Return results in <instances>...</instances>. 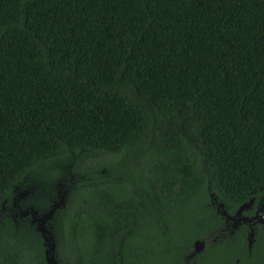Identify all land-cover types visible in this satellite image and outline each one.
Here are the masks:
<instances>
[{
	"label": "trees",
	"instance_id": "trees-1",
	"mask_svg": "<svg viewBox=\"0 0 264 264\" xmlns=\"http://www.w3.org/2000/svg\"><path fill=\"white\" fill-rule=\"evenodd\" d=\"M263 196L264 0H0V264H46L13 198L59 264H175Z\"/></svg>",
	"mask_w": 264,
	"mask_h": 264
},
{
	"label": "flooded vegetation",
	"instance_id": "flooded-vegetation-1",
	"mask_svg": "<svg viewBox=\"0 0 264 264\" xmlns=\"http://www.w3.org/2000/svg\"><path fill=\"white\" fill-rule=\"evenodd\" d=\"M217 208V206H216ZM250 211L251 214L247 215L245 212ZM242 213V217L244 218H253L252 223H241L237 224L236 228H233L234 220L225 219V227L222 231V233L219 234H213L210 235L209 241L204 242V249L196 253L193 249L188 253L181 256L182 261L175 264H196V259L199 256H202L203 264H264V196L259 199L257 203H254L252 207ZM223 212H226L223 207ZM237 212V211H236ZM235 212V214H236ZM228 215V213L226 212ZM235 214L233 216L228 215L230 217H235ZM15 220V219H14ZM48 224V226H47ZM46 227L49 228L53 234L54 241L56 243V250H55V258L58 262V253H57V242L53 233L52 227L47 222ZM39 223L37 220H33L32 222H29V226L37 233H39L41 239H42V246L44 248V258L46 262V256L45 252L47 250L45 241L43 239L42 234L39 232ZM242 225H245L247 227V249L245 252L237 251V249H232L233 245L231 244V241L233 242L236 237V234L234 233L237 231ZM253 231V237L249 238V234L251 229ZM203 242V241H202ZM218 242L221 244L223 249H207L208 247H217ZM209 243V244H208ZM151 253V251L149 252ZM242 254H244V258H242ZM244 259V260H243ZM243 261V262H241ZM163 264L162 262H160ZM47 264V262H46ZM59 264V262H58ZM174 264V263H173Z\"/></svg>",
	"mask_w": 264,
	"mask_h": 264
},
{
	"label": "rangeland",
	"instance_id": "rangeland-1",
	"mask_svg": "<svg viewBox=\"0 0 264 264\" xmlns=\"http://www.w3.org/2000/svg\"><path fill=\"white\" fill-rule=\"evenodd\" d=\"M102 159H103V157H97V156L83 157V158H81L80 163H91L92 161L94 163L95 161H99ZM64 165H65V162H62V163L58 162L55 165H52V166L46 167V168H49L50 172L56 171V173H57V171L63 170ZM66 167H68V166H66ZM50 172L47 173L45 171H39L38 173H35L34 175H32L26 181L27 182L26 186L24 187L23 191L21 192L22 194L18 195V198H20L22 195H24V196H22V198H20V200L24 198V199H29L30 201H36L37 199H39V196L45 197L46 195H48L47 190L49 187H46V184H45L46 182L44 181V179H48L47 177L51 176ZM120 179H122V177H120ZM63 185H64V182L60 181L57 183V188L62 189L64 187ZM20 200L18 201L17 198H13L12 209H10V210L8 209V213L12 216L13 219H16L17 217H20V216H18L19 213H17L16 210L21 209L20 215L23 216L24 219L27 220L28 224H29V222H32L33 220L34 221L37 220L39 223L38 226L42 225V223L40 222V219L42 218V216L47 215L52 210L55 212V210L57 208L61 207L63 205V203H65L63 199L62 200L61 199H53L51 202L52 207L50 208V210L47 213L40 215L38 213V211L36 212L34 210L32 203L29 205L28 209L23 211L22 208L20 207ZM60 204H61V206H60ZM218 212L221 215H223V213H224L223 208L218 207ZM35 213L37 214V216H35ZM52 217H53V215L47 221L49 223V225H50V221L52 220ZM47 226H48V224H47Z\"/></svg>",
	"mask_w": 264,
	"mask_h": 264
},
{
	"label": "water",
	"instance_id": "water-1",
	"mask_svg": "<svg viewBox=\"0 0 264 264\" xmlns=\"http://www.w3.org/2000/svg\"><path fill=\"white\" fill-rule=\"evenodd\" d=\"M254 203V200H251L250 202H247L245 204H243L238 211L235 214V217H230L226 214V212L223 213V216L227 218V220L233 219L234 220V224H233V228L237 227V224H241L243 223H252L253 222V218H244L242 217V213L249 210L252 205ZM64 205V204H63ZM62 205V206H63ZM61 206V204H60ZM219 208H223V205L220 204L218 205ZM54 214V211H50L47 215L42 216V218L40 219V222L42 223L41 226H39L38 230L39 232L42 234L43 239L45 241L47 250L45 252V256H46V262L47 264H58L56 258H55V250H56V244L54 241V237L52 232L50 231V229H48L46 227V223L48 221V219ZM35 216H37V214L35 213ZM264 218V217H263ZM264 222V221H261ZM251 229V227H250ZM253 237V231L251 229L250 234H249V238ZM204 242L202 241H196L194 243V252L199 253L204 249Z\"/></svg>",
	"mask_w": 264,
	"mask_h": 264
}]
</instances>
